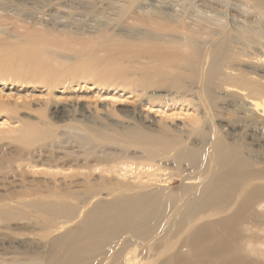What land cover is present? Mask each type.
Returning a JSON list of instances; mask_svg holds the SVG:
<instances>
[{
  "label": "rangeland",
  "instance_id": "rangeland-1",
  "mask_svg": "<svg viewBox=\"0 0 264 264\" xmlns=\"http://www.w3.org/2000/svg\"><path fill=\"white\" fill-rule=\"evenodd\" d=\"M213 48L221 53V69L207 86L203 78ZM0 55L6 57L0 62V264H46L47 246L76 228L94 202L107 200L101 194L87 199L86 173L96 187L113 174L105 170L118 164L139 167L147 180L153 171H160L159 181L168 175L169 191L198 184L184 179L194 173L186 164L180 177L174 164L147 166L141 152L96 131L110 133L135 121L155 133L168 121V132L159 133L182 131L190 141L199 138L186 134L198 120L200 131L213 138L214 129L218 137L241 143L246 157L264 165V115L260 106L250 107L253 100L264 101V0H0ZM90 64L95 72L106 64L122 68L128 85L98 81L88 72ZM145 69L180 76L183 88H170L165 80L145 94L140 91ZM40 74L72 77L47 84ZM182 124L192 126L185 130ZM30 126L43 134L26 143L20 136L32 133ZM131 176L127 180L136 181ZM154 176L149 182L157 188ZM55 206L69 212L51 215L48 207ZM108 253L97 264H110L114 253Z\"/></svg>",
  "mask_w": 264,
  "mask_h": 264
},
{
  "label": "bare ground",
  "instance_id": "bare-ground-1",
  "mask_svg": "<svg viewBox=\"0 0 264 264\" xmlns=\"http://www.w3.org/2000/svg\"><path fill=\"white\" fill-rule=\"evenodd\" d=\"M215 49L212 54L210 53L212 62L209 61L212 65L209 64L211 68L210 66L207 67V70L210 68V72L206 71L208 77L203 78L206 85L213 71L216 73L221 69V53L219 54L218 52L219 48ZM3 59L5 60L6 57H1L0 55V62ZM193 65L192 69H195ZM89 66L92 67H89L88 72L93 74V76H98V81L100 82H107L108 84V82L113 83L118 79L121 83L128 85V80L122 68L119 69L113 65L106 64L95 72L94 65L90 64ZM95 67L97 69V66ZM45 68L44 70H48ZM143 71L141 76L144 81L141 84L139 83L141 86L140 91L143 93L150 88L160 87L165 80H168L166 84L170 88H183L180 85L181 80H183L180 76L174 75L170 77L167 76L168 73L161 70L145 69ZM64 74L61 76L40 74L38 79L47 84H54L58 80L72 77ZM193 77L190 79L195 81L194 79L197 76L194 79ZM195 83L197 82L195 81ZM157 84L159 85L157 86ZM138 87L135 88V91ZM206 89L208 90V88ZM153 94L151 96L158 95L156 93ZM205 94L207 97L209 96L208 93L205 92ZM151 96H149V101ZM253 101L250 102V107L252 106L256 109L260 106L261 113H259L264 115V101H261V103ZM258 108L256 110H259ZM128 120L130 121L131 118ZM136 120L138 121L139 119ZM125 121L127 122V119ZM133 122L131 126H129L130 124L126 126L125 122H122L125 126H119L118 130L115 129L110 133H97L98 131H96L95 134L110 142L120 143L125 150H138L142 153L141 160L143 164L148 163L147 166L149 164H156L157 166L158 164L165 167L174 164L177 172H179L178 177L183 173V170H186L184 169L185 166H183V164H186L189 168H192L194 173L191 175L185 174L184 179L198 180V184H187L178 192L169 191L164 188L170 181L168 180V175L165 176L167 179L159 181L160 171L155 173L156 175L160 174L159 176L157 175V178L154 176L153 171L152 173H146V176L155 177V179L154 177L152 178L155 183L159 181V187L153 188L151 187L152 182H149L151 177L149 176V180L142 177L145 171L141 172V169L138 171L139 167L128 170L126 168L130 166L125 165L124 162H122L124 164L121 165L122 167H117L119 164L117 166L112 165V167H108L105 170L107 174L112 172L115 176L112 174L109 178H104L105 183H102L101 187H96V184L92 183L93 181L90 180L92 177L91 172L84 174L85 178L82 181V185L85 188L84 193L87 195V199H92L96 195L101 194L105 195L107 200L103 199V201L101 199L102 201L94 202L93 206L85 212L83 219L76 228L68 229L69 231L62 236H56L58 237L56 239L52 238L54 240L52 244L50 243L51 246L49 248V245L47 246L48 251L43 250L46 251L45 259L48 258L49 261L46 262L49 264H97L98 256L101 254L106 255L109 250L110 253L111 251L114 253L110 264H264V165L257 167L256 163L258 162L255 163L251 157H246L240 148L242 147L241 143L228 142L223 136V138L221 136L218 137L215 135L214 129H212L214 132L212 133L213 138L207 134L208 132L200 131L198 120L193 124L194 126L190 125L187 127L185 125L187 128L192 126V129L188 133L186 132L187 136L192 135L194 132L195 134L198 133L199 138H195L196 140L189 139L190 141L184 138V135H181L182 131L181 133H173V135L159 133L163 128H166V122L168 121L163 123L165 124L163 128L162 126H160L161 129L157 127L156 134L148 132L143 126L144 124ZM115 124L118 125V123ZM111 125H107V127ZM186 127H184L185 130H187ZM167 128L170 127L167 126ZM94 129L91 130L93 131ZM106 129L109 131L108 128ZM29 131L32 133L27 134L22 131L23 134L20 136L26 143H30L35 136L38 138V135L42 132L32 131V129ZM45 133L46 136L50 134ZM206 135H208L207 138L210 137L212 139L210 146ZM134 158L138 159L137 156ZM120 160L122 161V159ZM124 160L126 162V159ZM135 163L137 162L135 161ZM152 168L149 167V169ZM167 168L171 169L170 167ZM173 172L174 174L176 173L175 170ZM172 173L168 174L171 175ZM129 174L130 176L134 174L135 177H131H134L136 181H128L127 176ZM67 186L70 185L67 184ZM100 198L104 197L101 196ZM93 199L95 200V198ZM81 202L85 205L89 201L85 199L84 201L81 200ZM48 209L49 213L54 216L69 212L57 206L48 207ZM60 227L63 228V225ZM117 239L120 242L116 250H114L115 242L113 241Z\"/></svg>",
  "mask_w": 264,
  "mask_h": 264
}]
</instances>
